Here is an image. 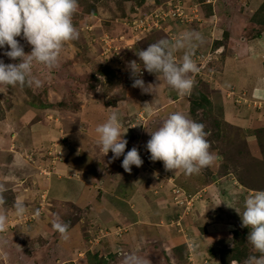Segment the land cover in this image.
<instances>
[{
    "label": "crops",
    "instance_id": "0c3cea01",
    "mask_svg": "<svg viewBox=\"0 0 264 264\" xmlns=\"http://www.w3.org/2000/svg\"><path fill=\"white\" fill-rule=\"evenodd\" d=\"M220 1L223 12L235 15L224 25L225 30L221 25L214 28L217 32L223 30L221 36L215 32L212 38L215 39L214 45H220L221 39L226 38L225 53L222 54L221 70L215 74L213 86L210 85L204 92L210 107L215 106V120L221 129L219 132L205 130L209 151L215 160L198 173L185 175L183 170H167L162 161L149 159L146 142L150 139V131H154L170 113L179 111L192 120L200 121L194 116L198 109L192 112L194 103L168 85L163 74L147 73L144 77L145 85L151 84L153 89L148 92L150 95H140L135 91L121 98V104L114 105L120 119H123L125 107L138 103L144 96V102L155 108L159 117L157 120L160 119L156 127L151 124L144 130L139 129L141 126L137 124L124 134L127 139L125 152L137 140H141L144 148L139 153L143 164L139 167L132 165L130 172L121 165L123 154L109 162L111 150L104 156L98 150L95 129L105 122L110 112L95 105H84L76 121L78 126L84 122V126L79 128L73 123L63 124L65 133L60 136L58 131L57 137L60 138H56L59 145L55 148L57 153L52 158L50 170L55 174L44 178V169L40 167L42 179L36 177L39 180L34 185L36 198L33 200L37 204L30 205L34 207L33 211H23L32 216L30 225L25 229L29 228V236H35L41 234L43 226L48 228L45 222H41L42 219L48 222V212H51L43 206L45 198L58 204L68 203L69 208H87L86 216L82 217L86 218L87 224L81 226L82 232L80 225L67 228L70 235H76L81 240L75 247L61 249L59 254L54 255L59 264H126L127 258L133 255L147 264H200L204 256L209 257V264H255V260L261 257L262 254L252 245L247 244L242 248L238 244L239 238L234 236V232L241 231L243 227L241 216L235 208L242 214L248 193L264 190V26L256 34L248 36H244L240 30L254 13L252 6L260 0H243L236 2L235 7L234 4ZM224 14L226 19L228 13ZM185 23L172 17L161 31H155V36L162 35L159 39H166L172 44L181 33H194ZM127 30L131 32L130 27ZM175 33L178 37L171 40ZM206 35H199L206 40L198 39L203 49L208 48L212 41ZM140 42L146 44L147 41L142 39ZM192 44L190 48L173 49V59L179 62L185 51L193 52L197 42ZM139 65L143 66L139 62L138 69ZM145 78L148 80L145 81ZM253 102H259L260 107ZM33 113L40 116L38 123L43 132L48 127L51 130L54 128V115L48 118L44 109L33 110ZM122 130H125L123 125ZM214 132L220 135L216 142L210 140ZM132 137L137 140L130 143L128 140ZM55 161L56 169L53 166ZM175 186L184 192L188 201L186 204L180 205L174 201L172 188ZM233 193H237L238 197L234 198ZM93 230L98 236L99 232H103L97 244H94L95 250L84 241V236ZM50 234H46L49 242L54 241L53 234ZM58 240L54 241L55 244H58ZM7 247L5 240L0 245V264L41 262L35 255L39 250H44V246L25 257L23 252L16 251L14 247L10 252Z\"/></svg>",
    "mask_w": 264,
    "mask_h": 264
},
{
    "label": "rangeland",
    "instance_id": "374dc122",
    "mask_svg": "<svg viewBox=\"0 0 264 264\" xmlns=\"http://www.w3.org/2000/svg\"><path fill=\"white\" fill-rule=\"evenodd\" d=\"M179 1L187 5L188 14L181 21L186 22L185 25L193 29V34L206 33L208 38H212L215 32L221 36L223 30L218 32L214 30L220 25L224 29L229 18H233L235 15L231 14L232 12H223L220 8L222 5L220 0ZM222 1H226L230 5L234 4L235 7L236 2L243 0ZM168 2H171L169 6ZM176 2L177 0H78L77 10L72 17L73 24L79 31L78 39L63 45L58 62L54 67L33 62L31 75L39 79L41 84L37 86L33 82L23 86L0 85V215L7 218L6 230L0 231V245L6 240L7 249L10 252L13 251L14 247L16 251L23 252L25 257L36 253L35 249L38 247L44 246V250H39L35 255L41 260L40 263L36 264H59L60 261L58 262L57 257H55L56 253L59 254L61 249L75 247L80 242L79 237L70 235V233H68L69 238L67 240L63 239L52 225L56 221L66 223L68 227L80 225L81 231V226L87 224L86 218L82 219L83 216H86L87 208L83 210L74 206L69 208L68 203L58 204L45 198L43 206L51 212H48V222L43 219L41 222H45L48 228L43 226L41 234L29 236V228H25L30 225L32 216L28 212L17 214L16 202L22 201L24 210H34V207L30 205L37 204L33 200L35 197L34 185H36L35 181L39 180L37 179L38 176L41 177L40 167L44 169L42 170L43 173L41 172L44 178L55 174L54 171L50 170L52 158L57 153L55 148L59 145L57 143V138H60L57 137L58 131L62 136L61 133H65V129L62 130L63 124L70 123L71 125L73 123L77 125L76 121H78V116H81V108L84 105H95L106 112H111L115 109L114 105L121 104L123 101L121 98L129 93L138 91L140 95L148 94V92L142 91L140 87L132 86L133 80L137 77L131 74L129 62L136 61L138 67L140 59L137 52L146 48L149 42L160 40L162 35L156 37L155 31H161L168 20L172 19L173 16H170V10L167 7L173 9L172 4ZM252 7L254 13L250 19L242 24L241 28L239 27L244 36L256 34L259 28L264 26V0H260ZM224 13H228L226 19ZM132 21L136 22L137 25H142L145 31L133 32L135 30L131 26ZM155 23L156 26L153 25ZM127 27H130L131 32L127 30ZM172 37L171 40L176 39L178 34ZM16 38L23 45L24 51L30 52L31 45L22 37ZM142 39L147 41L146 44L140 42ZM200 39H202L200 41L206 40L201 37ZM225 39H221L220 45H214L215 39L212 38L211 45L206 49H203L199 40H192V45L197 42V47L192 50L191 57L196 63L198 71L189 73V77L193 80V86L190 93L184 95L194 103L191 106L192 112L198 109L194 116L204 125V130L221 131L217 120H215V106L210 107V101H207L204 92L207 91V87L212 85L216 78L215 74L221 70L222 54L225 53ZM5 47L7 48V46ZM201 56H213L214 58L201 68L200 64H204ZM0 57L4 59L5 63H17L20 59L10 60L7 56H3L2 52H0ZM142 67L140 66V68ZM137 70L139 69L137 68ZM147 73L150 72L142 68L138 75L144 80ZM159 77L161 78V76ZM147 80L145 78V81ZM164 90L163 87L162 91ZM144 99L145 97L142 96L141 101L131 106L127 103L130 107H125L126 110L123 111L125 116L121 119L124 131L127 130L128 132L137 124L141 126L139 129L143 128L144 130L151 124L157 126V121L159 122L160 119L157 120L159 117L154 111L155 108L150 107L147 102H144ZM43 109L46 110L48 118L54 115L53 121L56 123L52 130L48 127L45 132L42 131L41 125L38 123L40 116L38 113H33V110L40 111ZM81 123L80 126L77 125L79 128L84 126V122ZM218 132L211 135L210 140L212 142L218 141ZM46 133L48 135H45ZM133 140H137V138L132 137L128 141L131 143ZM138 141L141 140H137L134 146L141 154L144 148ZM56 164L57 161L53 165L55 169ZM39 196L41 197V195ZM93 228L95 229L92 226ZM241 229L244 231L243 233L240 231L243 234L242 242L237 241L243 248L247 244L251 245V243L247 239L248 229L245 230L243 227ZM48 233L53 234L54 241L59 239L58 244H55L54 241H48L50 240L48 235L46 236ZM102 234L103 232H99V236ZM99 236L96 230H93L84 236V241L87 245L89 244V248L93 249ZM233 242L235 245V238ZM42 252L44 253L42 254ZM43 258L45 262L42 261ZM60 264L68 263L61 262Z\"/></svg>",
    "mask_w": 264,
    "mask_h": 264
},
{
    "label": "clouds",
    "instance_id": "9594fccd",
    "mask_svg": "<svg viewBox=\"0 0 264 264\" xmlns=\"http://www.w3.org/2000/svg\"><path fill=\"white\" fill-rule=\"evenodd\" d=\"M77 4L78 0H0V52L10 60L20 58L17 63H5L0 57V85L23 86L33 82L37 86L41 84L39 79L31 75L33 62L54 67L63 45L78 39L79 31L72 21ZM16 37H22L31 45L30 52L24 51L23 45ZM193 39L198 40L200 37L198 34L181 33L172 44L166 39L149 44L137 52L142 68L150 73H156L157 76L163 74L167 84L180 94L190 93L193 80L189 73L198 71V67L190 51H185L181 60L177 62L173 59L172 50L190 48ZM136 64L134 60L129 62L131 74L137 77L133 80L132 86L140 87L144 92H152L151 84L145 85L143 79L139 77L142 68L137 70ZM95 131L98 134L96 143L103 156L109 150L112 152L109 162L123 154L121 165L128 172L131 171L132 165L139 167L143 164L135 146L125 152L127 139L124 134L127 130H122V121L117 110H112L105 122L99 124ZM150 133V139L146 142V149L150 153L149 159L162 161L167 170H183L185 175H190L210 166L215 160V156L209 151L210 144L206 139L204 125L188 118L182 112L170 113ZM233 197L237 198L238 194L233 193ZM15 207L17 214L23 213L22 201L18 200ZM235 210L241 216L242 226L250 229L248 241L262 254L255 260V264H264V190L248 193L244 199L242 214L239 209ZM6 220L5 216L0 215V231L6 230ZM52 227L63 239L69 238L66 223L56 221ZM126 264L147 262L133 255L127 258Z\"/></svg>",
    "mask_w": 264,
    "mask_h": 264
},
{
    "label": "built area",
    "instance_id": "2783aa9c",
    "mask_svg": "<svg viewBox=\"0 0 264 264\" xmlns=\"http://www.w3.org/2000/svg\"><path fill=\"white\" fill-rule=\"evenodd\" d=\"M168 6L171 4V2L167 3ZM173 9L167 7L170 10V16L175 17L178 20H183L185 17H187V5L182 4L179 0H177L176 3L172 4ZM154 26H156L157 24H153ZM133 29L135 31L133 32H144L145 28L142 25H137L136 22L132 21V25ZM140 28V29H139ZM204 60V64H200V67L203 68L204 65L208 64V62L213 59V56H201ZM253 104H255L256 106L260 107V103H256L253 102ZM262 106L264 107V104H262ZM147 156V153L145 154ZM58 157H61L60 155H58ZM172 192H173V199L177 204L182 205L183 203L186 204L188 201L186 200V197L184 196V192L181 191L178 187H173L172 188ZM233 263V262H232ZM200 264H209V257L208 256H204L203 259H201Z\"/></svg>",
    "mask_w": 264,
    "mask_h": 264
},
{
    "label": "trees",
    "instance_id": "16d2710c",
    "mask_svg": "<svg viewBox=\"0 0 264 264\" xmlns=\"http://www.w3.org/2000/svg\"><path fill=\"white\" fill-rule=\"evenodd\" d=\"M121 70L123 71V69H121ZM121 70H120V71H121ZM117 72H119V71H117ZM203 98L205 99V97H203ZM243 228H245V230L248 229V231L250 230L247 226H243ZM241 231H242V233L244 232L242 229H241ZM242 235H243V234H241L240 231H235V232H234V236L237 237V239L239 238V243L242 242V240H241Z\"/></svg>",
    "mask_w": 264,
    "mask_h": 264
}]
</instances>
